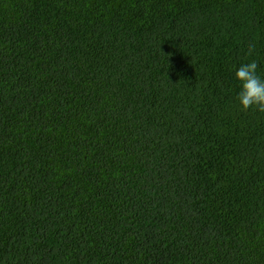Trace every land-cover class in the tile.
<instances>
[{
    "label": "trees",
    "instance_id": "trees-1",
    "mask_svg": "<svg viewBox=\"0 0 264 264\" xmlns=\"http://www.w3.org/2000/svg\"><path fill=\"white\" fill-rule=\"evenodd\" d=\"M250 60L264 0H0V264H264Z\"/></svg>",
    "mask_w": 264,
    "mask_h": 264
},
{
    "label": "clouds",
    "instance_id": "clouds-1",
    "mask_svg": "<svg viewBox=\"0 0 264 264\" xmlns=\"http://www.w3.org/2000/svg\"><path fill=\"white\" fill-rule=\"evenodd\" d=\"M257 69V61L250 60L241 63L234 70L233 78L239 83L235 100L241 110L255 109L264 112V76L260 75Z\"/></svg>",
    "mask_w": 264,
    "mask_h": 264
}]
</instances>
